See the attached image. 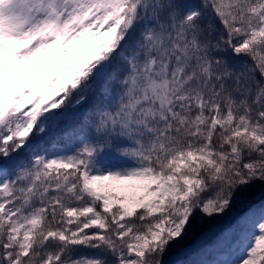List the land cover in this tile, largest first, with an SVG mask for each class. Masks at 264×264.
<instances>
[{"label": "snow or ice", "instance_id": "obj_1", "mask_svg": "<svg viewBox=\"0 0 264 264\" xmlns=\"http://www.w3.org/2000/svg\"><path fill=\"white\" fill-rule=\"evenodd\" d=\"M0 264H264V0H0Z\"/></svg>", "mask_w": 264, "mask_h": 264}]
</instances>
